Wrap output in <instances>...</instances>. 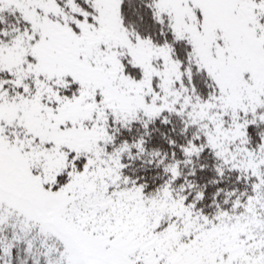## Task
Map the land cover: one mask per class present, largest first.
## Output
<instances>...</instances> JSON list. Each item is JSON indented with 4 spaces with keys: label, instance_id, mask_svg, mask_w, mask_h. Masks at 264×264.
<instances>
[{
    "label": "snow or ice",
    "instance_id": "6c2138e0",
    "mask_svg": "<svg viewBox=\"0 0 264 264\" xmlns=\"http://www.w3.org/2000/svg\"><path fill=\"white\" fill-rule=\"evenodd\" d=\"M0 264H264V0H0Z\"/></svg>",
    "mask_w": 264,
    "mask_h": 264
}]
</instances>
